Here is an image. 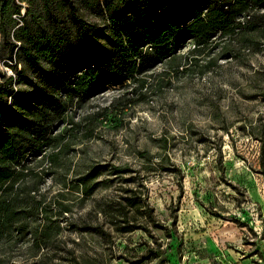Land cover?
I'll list each match as a JSON object with an SVG mask.
<instances>
[{"label":"trees","instance_id":"obj_1","mask_svg":"<svg viewBox=\"0 0 264 264\" xmlns=\"http://www.w3.org/2000/svg\"><path fill=\"white\" fill-rule=\"evenodd\" d=\"M40 2L43 14L32 6L22 13L18 0H0V34L8 49L1 58L15 72L0 69V244L5 237L29 241L40 252L57 240L65 218L73 231L113 244L114 234L143 230L154 237L165 226L140 171L86 155L76 159L77 146L97 135L96 125L76 112L110 86L133 84L132 90L146 93L154 70L179 60L190 41L192 54L219 37L231 57L241 44L261 50L264 0ZM138 154L153 158L147 150ZM105 172L111 177L102 180ZM47 178L59 186L51 197L42 192ZM117 181L106 197L97 195L103 183ZM87 199L90 209L74 218V206ZM89 252H73L74 264L129 260L115 250L110 256ZM146 253L133 262L161 255L153 248ZM0 264H7L2 255Z\"/></svg>","mask_w":264,"mask_h":264},{"label":"rangeland","instance_id":"obj_2","mask_svg":"<svg viewBox=\"0 0 264 264\" xmlns=\"http://www.w3.org/2000/svg\"><path fill=\"white\" fill-rule=\"evenodd\" d=\"M18 2L22 13L31 6L44 13L40 0ZM223 44L219 37L192 54L190 41L179 60L154 70L146 93L132 90L133 84L110 86L76 112L97 127L94 139L77 146L76 159L86 155L139 170L165 227L154 237L143 230L114 234L113 244L73 231L65 218L57 240L40 252L29 241L5 237L0 255L7 264H74L73 252L81 249L129 258L110 264H264V47L241 44L231 57ZM7 52L0 34V69L15 73L1 58ZM144 150L151 160L138 154ZM117 183H103L97 195L106 197ZM58 188L47 178L42 192L51 197ZM91 204H76L73 217ZM148 248L160 257L133 262Z\"/></svg>","mask_w":264,"mask_h":264},{"label":"crops","instance_id":"obj_3","mask_svg":"<svg viewBox=\"0 0 264 264\" xmlns=\"http://www.w3.org/2000/svg\"><path fill=\"white\" fill-rule=\"evenodd\" d=\"M228 230H230V228H227V230H225V231H228ZM225 235L228 236V235H231V233L226 232Z\"/></svg>","mask_w":264,"mask_h":264}]
</instances>
